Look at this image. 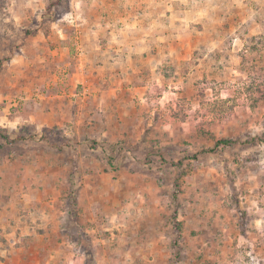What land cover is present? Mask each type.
Listing matches in <instances>:
<instances>
[{
	"label": "rangeland",
	"instance_id": "rangeland-1",
	"mask_svg": "<svg viewBox=\"0 0 264 264\" xmlns=\"http://www.w3.org/2000/svg\"><path fill=\"white\" fill-rule=\"evenodd\" d=\"M0 264H264V0H0Z\"/></svg>",
	"mask_w": 264,
	"mask_h": 264
},
{
	"label": "trees",
	"instance_id": "trees-1",
	"mask_svg": "<svg viewBox=\"0 0 264 264\" xmlns=\"http://www.w3.org/2000/svg\"><path fill=\"white\" fill-rule=\"evenodd\" d=\"M4 137L8 140V142H10V143H19L20 141H22V140H25L26 139V137H25V135H22V134H20V135H18V136H16L15 138H13V139H10V137L8 136V135H4ZM237 141L236 140H233V139H228V138H223V139H219V140H217V142H216V147L217 146H219V145H221V144H226V145H232V144H234V143H236ZM69 143V142H68ZM67 143V144H68ZM93 143L94 144H99L98 142H96L95 140L93 141ZM60 148H62V146L60 147ZM209 150H215V148H212V149H207V150H204V151H209ZM175 198L177 199V195H175ZM71 201H72V206H76V203H77V200H76V197L74 196V194H72V196H71ZM177 213H175V215H174V219L176 220L177 219ZM178 223H177V225H178V228L180 229L181 227V225H180V223H179V221H177ZM175 246H179V242L177 241L176 243H175ZM180 259V250H178V249H176L175 250V253H174V258H173V260H174V263L176 262V261H178Z\"/></svg>",
	"mask_w": 264,
	"mask_h": 264
}]
</instances>
